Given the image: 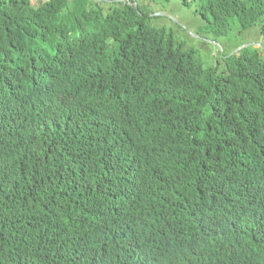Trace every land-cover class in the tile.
Wrapping results in <instances>:
<instances>
[{
    "label": "trees",
    "instance_id": "16d2710c",
    "mask_svg": "<svg viewBox=\"0 0 264 264\" xmlns=\"http://www.w3.org/2000/svg\"><path fill=\"white\" fill-rule=\"evenodd\" d=\"M180 1L238 45L203 63L139 0H0V264H264V0Z\"/></svg>",
    "mask_w": 264,
    "mask_h": 264
},
{
    "label": "rangeland",
    "instance_id": "374dc122",
    "mask_svg": "<svg viewBox=\"0 0 264 264\" xmlns=\"http://www.w3.org/2000/svg\"><path fill=\"white\" fill-rule=\"evenodd\" d=\"M33 3H43L44 0H32ZM140 4L146 8L155 17L151 24L158 26H166L172 28L176 38L184 42L188 48L195 49L196 57H200L203 63L211 64L214 62V56H219L224 46L227 50L238 45L235 37L220 38L218 42H213L212 38L206 35L202 26L201 18L194 12L193 8H189L181 3L180 0H139ZM253 30V29H252ZM249 30L244 36L237 37L246 45L259 47L263 41H254V32ZM237 51V49L235 50Z\"/></svg>",
    "mask_w": 264,
    "mask_h": 264
}]
</instances>
